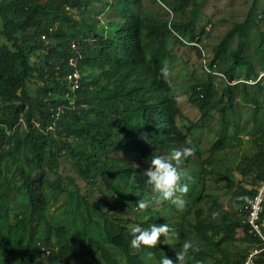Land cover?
I'll return each mask as SVG.
<instances>
[{
    "label": "rangeland",
    "instance_id": "374dc122",
    "mask_svg": "<svg viewBox=\"0 0 264 264\" xmlns=\"http://www.w3.org/2000/svg\"><path fill=\"white\" fill-rule=\"evenodd\" d=\"M91 1V8L81 10H72L61 2L49 7L55 33L46 43L48 47L57 44L58 36H66L77 43L92 40L90 28L99 21L111 32L108 24L122 21L127 12L141 15L148 26L164 24L175 17L184 18L175 15L162 1L159 4L154 0H142L140 3L137 0ZM254 4L256 22L250 20L243 38H234L226 52L229 54L236 50L242 42L248 65L233 67L230 62H219L222 73L233 72L235 90L232 95L228 93V83L224 78L205 74L197 46L180 42L177 35L167 41L173 53L167 62L171 70L168 81L183 113L179 125L183 134L188 136V142L184 146L159 148L155 155H168L177 148H195V155L184 162L185 170L192 178L183 181L189 187L183 196L186 201L184 207L178 208L171 202L158 200L152 186L143 185L141 179L131 176L111 178L110 188L96 171L86 175L81 159L73 157L72 151L77 154L83 150L96 151L106 166L116 169L135 160L122 152H105L93 141L68 136L61 128L56 132L49 128L52 136L38 142L35 140L43 157L40 163L32 147L26 143L29 130L26 118L22 116L14 131L17 140L6 142L0 151V156L8 152L11 155L0 166V236L7 239L10 253L9 257L3 255V242L0 241V264H27V246L31 242L43 248V257L38 264H106L99 249L89 247L90 239L103 243L120 264H128L120 251L105 242L107 217L132 236L134 227L151 218H156L160 225L167 223L172 232L169 237H161L158 244L164 246L163 254L169 259L175 260L182 244L191 239L199 251L190 253L186 264H246L259 245L251 234L247 235L242 229L234 231L232 224L247 221L246 213L252 198L245 191L259 193L262 187L259 175L264 172V0H207L198 12L193 33L185 37L190 43L203 47L209 59L213 60L214 47L233 26L246 21ZM0 41L14 51L5 38L0 37ZM30 47L31 44L26 46L30 64L39 70L44 67L47 51L35 55L29 53ZM85 70L87 79L95 81L92 88L96 89L97 83L106 84V78L98 69L92 70L87 65ZM208 82L215 106L210 118L201 122L199 107L192 100L199 102L201 98H196L200 95L198 88L201 85L208 87ZM52 85L49 75L40 79L33 74L26 91L31 98L47 102V108L52 102H77V95L67 97L63 91L51 92ZM251 96L258 104L249 98ZM256 107L260 110L257 119L254 117ZM223 108L227 109L225 131L220 121ZM10 109L9 103L0 100V120L8 118ZM59 109L62 110L59 114H64L66 106L61 104ZM33 115L35 122L32 124L38 128V112L34 110ZM137 165L144 171L150 166V161ZM19 168L42 180L38 187L47 207L45 221L31 224L32 204L18 174ZM139 197L149 203L144 211L136 207ZM213 211L221 214L216 220L211 218ZM63 229L69 233L67 241L73 238L75 246L68 257L52 263L50 257L63 244L58 236ZM50 237L52 243L47 246L45 243ZM0 240L3 239L0 237ZM133 250L144 264H160L150 252Z\"/></svg>",
    "mask_w": 264,
    "mask_h": 264
},
{
    "label": "trees",
    "instance_id": "16d2710c",
    "mask_svg": "<svg viewBox=\"0 0 264 264\" xmlns=\"http://www.w3.org/2000/svg\"><path fill=\"white\" fill-rule=\"evenodd\" d=\"M159 1L167 5L175 15L184 18L175 17L164 24L148 26L141 15L127 12L122 21H112L108 24L111 32L107 31V27L101 25L100 21L96 22L90 28L92 40L76 42L78 47L75 51L72 49L73 42L66 36H58L55 46H47L46 43L55 33L54 25L50 22L53 15L49 12V7L61 2L67 8L81 10L91 8L93 3L91 0H3L0 3V37L12 44L14 51L0 41V100L11 105L8 118L0 120V151L6 142L17 140L14 131L23 116L26 118L29 130L26 143L32 147L40 163L43 157L36 141L52 136L53 132H48L49 128L55 127V132L61 128L68 136L79 139L85 137L99 145V148L105 152H122L135 160L134 163L116 169L106 166L103 158L99 157L96 151L83 150L78 154L72 151L73 157L81 159V167L85 169L86 175L96 171L110 188H112L111 178L121 179L125 176L141 179L143 185L151 186L143 176L145 170H139L135 164H147L159 148L184 146L188 142V136L183 134L179 125L183 113L178 100L171 91L169 81L165 82L160 76V69L167 65L173 55L167 41L176 34L186 37L193 33L198 12L207 0H154L158 4ZM254 6L255 4L250 9L246 21L233 26L223 40L214 47L213 62L218 68L219 62L224 61L232 63L233 67L248 65L242 42L238 44L236 50L229 54L226 52L234 38H243L249 21L256 22ZM67 21L70 23L69 20ZM44 36H47L46 41L42 40ZM178 40L184 42L179 37ZM28 44H31L29 48L31 54L47 51L44 67L39 70H35L30 64L28 48H26ZM72 58L80 59L78 67L82 75V89L76 94L78 99L75 105L67 100L52 102L51 107L47 108V102L29 96L26 88L33 74H37L40 79H45V76L49 75L53 81L51 92L63 91L66 95L71 92L66 77L72 71L69 65ZM87 65L92 70L98 69L106 78V84L97 83L96 89L92 88L95 81L90 82L87 79L85 74ZM225 76L228 93L232 95L235 90V85L231 84L234 82L232 70ZM203 92V99L196 95L197 100L199 98L201 101L192 100L199 107L201 122L210 118V112L215 106L210 82L208 87L204 86ZM249 98L258 104L254 97ZM61 104L66 106L64 114L62 112L59 114L58 111ZM34 110L38 112L40 118L38 128L32 124L35 122ZM259 114L260 110L256 107L255 119ZM220 121L225 131L226 108L220 112ZM222 141L223 138L219 143L221 144ZM10 156L9 152L2 153L0 166ZM182 168L185 170L184 164ZM18 174L22 177L31 200V224H36L40 220L45 221L47 207L38 187V184H42V180L33 178L23 168L18 169ZM259 180L263 183L264 172L259 175ZM245 193H248L252 199L258 195L257 191H245ZM249 214L248 207L247 219ZM153 224L160 225L156 218H151L148 222L139 224V227L148 229ZM199 225L201 227V224ZM232 228L234 231L242 229L247 235L251 234L258 243L246 222L232 224ZM104 233L105 242L120 251L128 264H144L142 258L134 254L131 247L134 236L121 225L107 217ZM58 236L63 244H60L59 251L50 257L52 263L68 257L75 246L73 238L67 241L69 236L67 230H61ZM0 237L3 239L0 240L3 242L1 251L5 257H9L8 241L5 236ZM51 243L50 237L45 245L49 246ZM94 246L102 253L106 264H120L103 243L90 239L89 247L93 249ZM141 249L150 252L158 261L164 257L162 245ZM42 257L43 248L34 246L31 242L27 246V264H38ZM255 264H264V255L258 257Z\"/></svg>",
    "mask_w": 264,
    "mask_h": 264
},
{
    "label": "clouds",
    "instance_id": "9594fccd",
    "mask_svg": "<svg viewBox=\"0 0 264 264\" xmlns=\"http://www.w3.org/2000/svg\"><path fill=\"white\" fill-rule=\"evenodd\" d=\"M161 78L167 82L170 76V70L165 65L160 69ZM195 155L194 147H183L173 149L168 155H153L150 160V166L143 172V176L147 178V183L152 186L154 193L158 194V200L171 202L178 208H183L186 201L183 196L189 191L187 183L191 176L182 168L184 162ZM138 167V165L136 166ZM245 200L246 197H238ZM137 209L144 211L149 207V203L145 200H139ZM220 212L213 211L211 218L216 220L220 217ZM134 237L131 240V247L137 250L141 248H154L158 245L161 237H169L172 232L167 223L163 225H150L148 229L139 226L133 228ZM199 251V247L194 240H186L180 250L176 252L175 260L166 256L162 258L160 264H186L190 257V253Z\"/></svg>",
    "mask_w": 264,
    "mask_h": 264
},
{
    "label": "built area",
    "instance_id": "2783aa9c",
    "mask_svg": "<svg viewBox=\"0 0 264 264\" xmlns=\"http://www.w3.org/2000/svg\"><path fill=\"white\" fill-rule=\"evenodd\" d=\"M180 39H182L185 43L193 46H197L201 53V61H202V69L205 72V74L212 78H224L226 79V76L224 73H222L218 66L213 62V60L209 59V55L207 54V51L198 45L197 43H190L188 40L185 39V37L176 34ZM42 40L46 41L47 36L42 37ZM78 44L76 42L72 43V49L77 50ZM80 59L78 58H72L69 61V65L72 68V71L67 75L66 82L69 86V92L67 94V97H71L76 95L81 89H82V75L79 72V64ZM231 84H235L234 82ZM204 86L201 85L198 88L199 96L201 99L204 98ZM72 105H75L74 102H71ZM58 111H62L61 109H58ZM54 129V127L50 128ZM249 217L246 221V223L251 228V233L257 238L259 247L253 251L246 264H255L256 259L260 256L264 255V181L262 183V187L260 189V192L258 195L252 199L249 205Z\"/></svg>",
    "mask_w": 264,
    "mask_h": 264
}]
</instances>
